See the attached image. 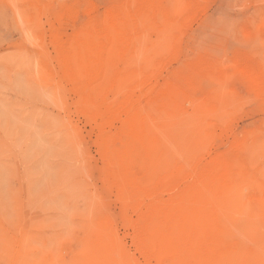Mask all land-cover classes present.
Here are the masks:
<instances>
[{
    "label": "rangeland",
    "instance_id": "rangeland-1",
    "mask_svg": "<svg viewBox=\"0 0 264 264\" xmlns=\"http://www.w3.org/2000/svg\"><path fill=\"white\" fill-rule=\"evenodd\" d=\"M159 263L264 264V0H0V264Z\"/></svg>",
    "mask_w": 264,
    "mask_h": 264
},
{
    "label": "bare ground",
    "instance_id": "bare-ground-1",
    "mask_svg": "<svg viewBox=\"0 0 264 264\" xmlns=\"http://www.w3.org/2000/svg\"><path fill=\"white\" fill-rule=\"evenodd\" d=\"M208 199H209V198H208ZM130 225H131V224H130ZM135 226H136V225H135ZM138 226H139V225H138ZM135 231H136V228H135ZM135 234H136V233H135ZM135 237H136V236H135ZM133 238H134V237H133ZM136 239H137V238H136ZM134 240H135V239H134ZM138 250H139V249H138ZM139 252H140V250H139ZM150 260H151V259H150ZM160 263H161V262H160ZM160 263H159V264H160Z\"/></svg>",
    "mask_w": 264,
    "mask_h": 264
}]
</instances>
